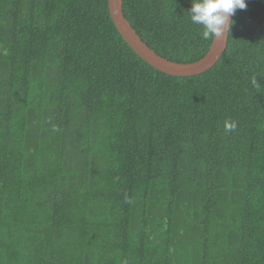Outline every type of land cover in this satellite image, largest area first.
Wrapping results in <instances>:
<instances>
[{
  "label": "trees",
  "instance_id": "16d2710c",
  "mask_svg": "<svg viewBox=\"0 0 264 264\" xmlns=\"http://www.w3.org/2000/svg\"><path fill=\"white\" fill-rule=\"evenodd\" d=\"M246 3L219 63L177 78L108 0H0V264H264V0ZM191 7L123 0L178 64L214 41Z\"/></svg>",
  "mask_w": 264,
  "mask_h": 264
},
{
  "label": "water",
  "instance_id": "95a60500",
  "mask_svg": "<svg viewBox=\"0 0 264 264\" xmlns=\"http://www.w3.org/2000/svg\"><path fill=\"white\" fill-rule=\"evenodd\" d=\"M110 16L119 34L126 44L146 63L155 70L171 77L192 78L200 76L213 69L222 59L228 47L229 33L214 38L212 46L207 55L194 64H178L170 62L152 51L138 36L123 12V0H108ZM234 16V15H233ZM233 16L230 20H233Z\"/></svg>",
  "mask_w": 264,
  "mask_h": 264
},
{
  "label": "clouds",
  "instance_id": "9594fccd",
  "mask_svg": "<svg viewBox=\"0 0 264 264\" xmlns=\"http://www.w3.org/2000/svg\"><path fill=\"white\" fill-rule=\"evenodd\" d=\"M246 8V0H192V7L187 12L193 24L203 27V39L214 37L217 40L230 32L232 23H234L230 18L236 10ZM252 83L256 84L255 78ZM228 127L229 130L234 129L235 124Z\"/></svg>",
  "mask_w": 264,
  "mask_h": 264
}]
</instances>
